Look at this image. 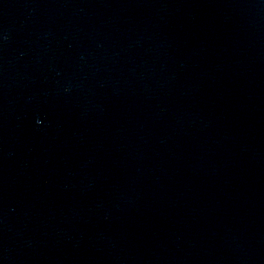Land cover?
<instances>
[{
  "label": "water",
  "instance_id": "1",
  "mask_svg": "<svg viewBox=\"0 0 264 264\" xmlns=\"http://www.w3.org/2000/svg\"><path fill=\"white\" fill-rule=\"evenodd\" d=\"M0 264H264V0H0Z\"/></svg>",
  "mask_w": 264,
  "mask_h": 264
}]
</instances>
